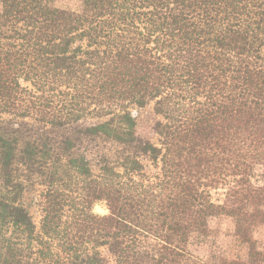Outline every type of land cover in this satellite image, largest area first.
<instances>
[{"label": "trees", "instance_id": "trees-1", "mask_svg": "<svg viewBox=\"0 0 264 264\" xmlns=\"http://www.w3.org/2000/svg\"><path fill=\"white\" fill-rule=\"evenodd\" d=\"M53 1L0 0V264H196L216 215L264 264V0Z\"/></svg>", "mask_w": 264, "mask_h": 264}, {"label": "rangeland", "instance_id": "rangeland-1", "mask_svg": "<svg viewBox=\"0 0 264 264\" xmlns=\"http://www.w3.org/2000/svg\"><path fill=\"white\" fill-rule=\"evenodd\" d=\"M81 0H54L53 5L78 9ZM132 113L136 120V133L139 137L157 142V134L154 131V123L159 116L153 111V105L148 104L144 107H135ZM256 180L264 184V172H260ZM35 192L26 193L24 204L29 210L33 221L38 226L40 214L35 205ZM213 200L220 205L229 204L226 198L225 188L220 187L212 192ZM94 212L106 214L107 210L103 204L94 206ZM208 235L192 237L189 245L190 252L195 256L196 264H221L223 259L238 260L239 263L248 264L249 246L246 242L240 241L234 232V220L228 215H216L208 219ZM251 235L255 240V247L261 249L264 247V223H255L251 227ZM184 258V257H182ZM106 264H112L108 254H105ZM184 260H182L183 262ZM185 262V261H184ZM222 264H224L222 262Z\"/></svg>", "mask_w": 264, "mask_h": 264}]
</instances>
